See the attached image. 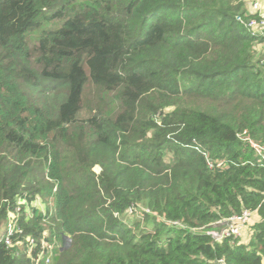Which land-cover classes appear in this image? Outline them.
<instances>
[{
  "label": "trees",
  "instance_id": "16d2710c",
  "mask_svg": "<svg viewBox=\"0 0 264 264\" xmlns=\"http://www.w3.org/2000/svg\"><path fill=\"white\" fill-rule=\"evenodd\" d=\"M250 1L0 0V264H264Z\"/></svg>",
  "mask_w": 264,
  "mask_h": 264
},
{
  "label": "built area",
  "instance_id": "2783aa9c",
  "mask_svg": "<svg viewBox=\"0 0 264 264\" xmlns=\"http://www.w3.org/2000/svg\"><path fill=\"white\" fill-rule=\"evenodd\" d=\"M248 12L252 16L246 20L244 23L248 29L257 35L264 38V6L260 0H252L248 3ZM257 148V145L253 144ZM261 148V147H260ZM264 149V148H263ZM16 217L14 214L8 215V222L5 226L4 234L0 237V241L4 239L6 244L12 243V236L14 233H21L19 227L16 226ZM254 219V212L249 209H243L241 212L233 214L227 217L223 225L218 229H210L207 231L209 235L215 240L219 241L223 238H237L242 236L245 231L246 226L251 223ZM27 241V251L33 249L36 245L33 238L30 236L25 237ZM52 255V245L46 242L41 243L39 251L36 253L34 264H38L41 260L45 263L50 262ZM223 263V260H219Z\"/></svg>",
  "mask_w": 264,
  "mask_h": 264
},
{
  "label": "rangeland",
  "instance_id": "374dc122",
  "mask_svg": "<svg viewBox=\"0 0 264 264\" xmlns=\"http://www.w3.org/2000/svg\"><path fill=\"white\" fill-rule=\"evenodd\" d=\"M262 3V2H261ZM248 6V5H247ZM95 170H98V168L97 167H95ZM34 205H36L37 207H42V205L40 204V202L39 201H35V204ZM247 227L248 226H246V229H247ZM245 232V231H244ZM247 235V234H246ZM245 235V236H246Z\"/></svg>",
  "mask_w": 264,
  "mask_h": 264
},
{
  "label": "crops",
  "instance_id": "0c3cea01",
  "mask_svg": "<svg viewBox=\"0 0 264 264\" xmlns=\"http://www.w3.org/2000/svg\"><path fill=\"white\" fill-rule=\"evenodd\" d=\"M261 47L264 49V44H261V45L259 46L260 49H261Z\"/></svg>",
  "mask_w": 264,
  "mask_h": 264
}]
</instances>
